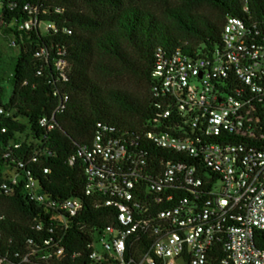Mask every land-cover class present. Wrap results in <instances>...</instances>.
Segmentation results:
<instances>
[{
    "label": "built area",
    "instance_id": "1",
    "mask_svg": "<svg viewBox=\"0 0 264 264\" xmlns=\"http://www.w3.org/2000/svg\"><path fill=\"white\" fill-rule=\"evenodd\" d=\"M18 9L27 16L17 25L21 35L58 32L38 5L0 0V13ZM37 56L47 59V49ZM68 67L56 63L64 80ZM151 75L157 113L144 132L126 138L99 124L71 160L85 163L86 201L114 210L115 222L102 230L82 222L84 199L46 196L19 161L3 189L24 181L54 225L42 245L31 241L29 252L0 256V264L74 262L82 255L63 245L74 227L89 237L84 264H264V19L229 17L222 46L205 56L158 47ZM67 100L41 128H57ZM12 114L0 107V115Z\"/></svg>",
    "mask_w": 264,
    "mask_h": 264
},
{
    "label": "trees",
    "instance_id": "2",
    "mask_svg": "<svg viewBox=\"0 0 264 264\" xmlns=\"http://www.w3.org/2000/svg\"><path fill=\"white\" fill-rule=\"evenodd\" d=\"M19 1L46 11L41 18L56 24L58 32L33 30L21 35L17 25L27 18L22 9L0 13V107L13 113L0 115L2 257L26 254L31 241L42 245L50 237L46 229L54 225L47 209L29 199L24 181L10 191L3 189L8 172L19 161L27 164L24 171L33 174L46 196L61 201L84 199L85 212L79 220L97 230L112 225L114 210H97L86 201L85 163L77 159L71 164L79 148L92 143L99 124L126 138L144 132L146 122L157 113L151 74L158 47L205 56L222 46L229 17L264 19V0ZM1 37L15 40L19 50L8 73ZM40 47L47 49V59L37 56ZM60 59L68 62L67 80L56 70ZM119 78H133L139 87L109 85ZM3 82L10 87L9 94ZM63 97L68 100L56 113L57 128H41L40 120L55 113ZM40 223L45 225L43 231L36 229ZM88 241L74 227L63 245L67 253L82 256L60 264H84Z\"/></svg>",
    "mask_w": 264,
    "mask_h": 264
},
{
    "label": "rangeland",
    "instance_id": "3",
    "mask_svg": "<svg viewBox=\"0 0 264 264\" xmlns=\"http://www.w3.org/2000/svg\"><path fill=\"white\" fill-rule=\"evenodd\" d=\"M2 41V49L4 53V62L6 65V72H9L10 64L13 62L14 58L18 54V49L11 46V41L4 37H1ZM6 86L8 94L10 93V87L7 85L6 82H3ZM109 85L112 87H129L137 89L139 87V83L137 80L133 78H119V79H112L109 81Z\"/></svg>",
    "mask_w": 264,
    "mask_h": 264
}]
</instances>
